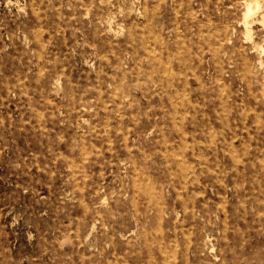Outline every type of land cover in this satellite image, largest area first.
Masks as SVG:
<instances>
[{
  "label": "rangeland",
  "instance_id": "1",
  "mask_svg": "<svg viewBox=\"0 0 264 264\" xmlns=\"http://www.w3.org/2000/svg\"><path fill=\"white\" fill-rule=\"evenodd\" d=\"M0 264H264V0H0Z\"/></svg>",
  "mask_w": 264,
  "mask_h": 264
},
{
  "label": "bare ground",
  "instance_id": "2",
  "mask_svg": "<svg viewBox=\"0 0 264 264\" xmlns=\"http://www.w3.org/2000/svg\"><path fill=\"white\" fill-rule=\"evenodd\" d=\"M235 1V0H234ZM252 1V0H251ZM257 1V0H256ZM252 3V2H251ZM255 3V2H254ZM245 4H246V10H245V12H244V15H243V18H246L247 17V15H248V12L250 13V8L252 9V7H251V5H250V3L249 2H245ZM155 5V4H154ZM257 7V6H256ZM254 8V7H253ZM99 16V15H98ZM244 20V19H243ZM208 22V21H207ZM246 22V21H245ZM244 22V23H245ZM226 26V25H225ZM245 29V28H244ZM247 29V28H246ZM251 29V28H250ZM250 29H248V30H250ZM41 30V29H40ZM226 30V29H225ZM247 33H249L248 31H247ZM246 33V34H247ZM251 33V32H250ZM248 35V34H247ZM250 35V34H249ZM159 37V36H158ZM154 38H156L155 36H154ZM217 38V37H216ZM132 39V38H131ZM163 40V39H162ZM161 42V41H160ZM149 48V47H148ZM261 49V48H260ZM145 51V50H144ZM261 53H263V52H261ZM169 73V72H168ZM223 87V86H222ZM220 89H221V87H220ZM244 106V105H243ZM250 110V109H249ZM243 112V111H242ZM225 116V115H224ZM162 131V130H161ZM164 134V133H163ZM224 138V137H223ZM184 139V138H183ZM244 144V143H243ZM178 148V147H177ZM231 149V148H230ZM232 153H233V151H232ZM167 162V161H166ZM192 174H193V171H192ZM187 175V174H186ZM183 179V178H182ZM235 179V178H234ZM192 180V179H191ZM198 180V179H197ZM185 181V180H184ZM195 194V193H194ZM244 206V205H243ZM189 230V229H188ZM163 250V249H162ZM162 253V252H161ZM167 258V257H166ZM165 262V261H164ZM169 263V262H168Z\"/></svg>",
  "mask_w": 264,
  "mask_h": 264
}]
</instances>
